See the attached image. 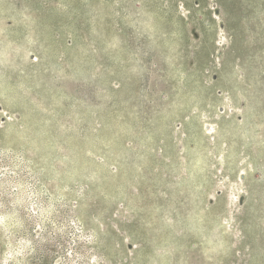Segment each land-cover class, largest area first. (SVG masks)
<instances>
[{
    "label": "rangeland",
    "instance_id": "rangeland-1",
    "mask_svg": "<svg viewBox=\"0 0 264 264\" xmlns=\"http://www.w3.org/2000/svg\"><path fill=\"white\" fill-rule=\"evenodd\" d=\"M0 264H264V0H0Z\"/></svg>",
    "mask_w": 264,
    "mask_h": 264
},
{
    "label": "clouds",
    "instance_id": "clouds-1",
    "mask_svg": "<svg viewBox=\"0 0 264 264\" xmlns=\"http://www.w3.org/2000/svg\"><path fill=\"white\" fill-rule=\"evenodd\" d=\"M225 223L227 224L228 222H227V221H225Z\"/></svg>",
    "mask_w": 264,
    "mask_h": 264
}]
</instances>
